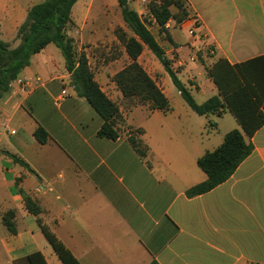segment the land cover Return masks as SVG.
I'll return each mask as SVG.
<instances>
[{"label":"crops","instance_id":"crops-1","mask_svg":"<svg viewBox=\"0 0 264 264\" xmlns=\"http://www.w3.org/2000/svg\"><path fill=\"white\" fill-rule=\"evenodd\" d=\"M187 2L205 40L190 37L181 25L170 30V21L171 49L162 46L179 79L203 104L220 96L208 68L221 59L235 66L264 56V0ZM35 5L0 0L3 42L6 35L16 38ZM93 5L94 0L85 5L88 15ZM73 22L67 31L72 38ZM101 30L82 28L80 48L99 40ZM204 43L215 48L214 55L203 50ZM53 45L32 57L0 101V264H27L36 252L47 264H62L39 219L80 264H264V126L246 138L254 150L228 181L189 198L187 190L207 180L198 160L219 148L229 132L241 130L233 114H196L145 48L138 62L172 109L126 108L113 80L130 63L124 52L102 65L110 74L104 86L95 77L112 101H120V137L100 138L102 117L71 87L65 60ZM63 91L67 96L56 105ZM40 126L49 134L46 144L34 137ZM131 136L147 149L145 157L132 147ZM25 196L41 208L38 217L26 209ZM8 213L15 233L5 225Z\"/></svg>","mask_w":264,"mask_h":264},{"label":"trees","instance_id":"trees-1","mask_svg":"<svg viewBox=\"0 0 264 264\" xmlns=\"http://www.w3.org/2000/svg\"><path fill=\"white\" fill-rule=\"evenodd\" d=\"M79 1L41 2L29 10L25 23L20 27L17 34L20 44L17 48L11 49L8 43L0 39V101L11 91L12 83L19 78L21 72L30 65L32 57L41 53L48 45L54 44L65 60L66 70L71 76V87L79 97L85 98L103 119L98 136L117 140L120 137L117 128L121 117L120 106L102 91L95 80L86 53L78 51L74 39L67 33L68 26L73 22V7ZM117 3L123 21L130 31L128 33L118 28L115 32L120 46L130 60L113 78L122 93L126 108L149 105L151 110L164 113L172 109L156 81L138 62L147 48L164 67L186 104L196 114L221 117L229 111L241 127V130L229 132L219 148L206 153L198 160V167L207 175V180L187 190L186 195L193 198L208 193L228 181L240 164L252 154L254 147L246 138L251 139L264 126V56L235 66L230 65L227 60H219L207 71L220 96L198 104L191 91L179 79L178 71L172 68V62L167 58L164 47L139 13L131 8L129 0H117ZM148 11L161 34L166 35L170 21H175L179 27L188 16L181 0H153L148 5ZM168 39L170 40L169 36ZM212 126L216 125L212 123ZM34 137L40 144H46L50 139L48 132L41 126L34 132ZM129 142L141 157L146 156L147 149L137 138L131 136ZM20 163L28 167L24 162ZM24 198L26 209L38 217L41 214L39 205L27 196ZM12 217L13 213H8L4 222L10 232L15 233L14 225L9 220ZM38 222L61 263L80 264L49 227L43 224L41 219ZM26 262L47 264L40 252L29 255Z\"/></svg>","mask_w":264,"mask_h":264},{"label":"rangeland","instance_id":"rangeland-1","mask_svg":"<svg viewBox=\"0 0 264 264\" xmlns=\"http://www.w3.org/2000/svg\"><path fill=\"white\" fill-rule=\"evenodd\" d=\"M34 4H38L44 2L46 0H32ZM89 0H80L75 7L74 15H73V25L69 29L72 32L73 39L77 45V49L79 52H85L87 58L89 60L90 67L94 73V76L98 78L101 82V85L104 86L107 81V77L110 76L109 72H104L102 69V65L107 63L111 60L116 59V57L120 58L123 56L124 49L120 46V44H115L116 42L111 40V36H116L115 32L118 28L124 29L126 32L130 33L129 29L126 27L123 18L121 9L117 3V0H94V5L92 7V13L88 15L89 6H85ZM153 0H129L131 8L137 10L139 15L145 21L151 32L155 35L157 40L163 45L166 49H171L168 42L169 34H161L159 27L157 26L156 22L152 18L150 12L148 11V5ZM173 12L176 13V10L173 9ZM27 19V18H26ZM26 21V20H25ZM25 23V22H24ZM23 23V24H24ZM170 30L176 29L179 30L178 26L174 21L169 23ZM100 28L102 29L99 34L100 39L95 40L93 43H84L82 48H80V38L81 36L85 35L79 33L82 28ZM108 27V32L104 30ZM111 29H113L111 31ZM104 31V32H103ZM111 31V33H110ZM86 36V35H85ZM182 36H185L183 34ZM16 38L11 35H6L5 42L10 45L11 49L17 48L14 43L17 41ZM118 41V40H117ZM18 43V42H17ZM119 43V42H118ZM52 47H55L54 45ZM81 49V50H80ZM84 49L86 51H84ZM152 54V53H151ZM153 55V54H152ZM150 55H144L143 61L148 64L150 61ZM155 58V56H154ZM151 58V59H154ZM156 59V58H155ZM157 61V60H156ZM127 61H122L121 65L126 64ZM151 68H154L151 66ZM112 80V78H111ZM99 84V83H98ZM200 100V97H198ZM119 105L120 101H116Z\"/></svg>","mask_w":264,"mask_h":264},{"label":"built area","instance_id":"built-area-1","mask_svg":"<svg viewBox=\"0 0 264 264\" xmlns=\"http://www.w3.org/2000/svg\"><path fill=\"white\" fill-rule=\"evenodd\" d=\"M181 1L184 3V8L188 13L187 18L181 23V27L188 33L190 37L196 38L200 40V42L202 43V41H204L205 39L204 36L201 35L199 31L201 26L200 20L196 16L190 13L187 0H181ZM202 48L203 50L208 52L209 55L215 54V48L212 45H208L204 43V46H202ZM196 60H197L196 57L192 58V61H196ZM66 96H67L66 91H63L61 98L56 101V105H59L61 100H63Z\"/></svg>","mask_w":264,"mask_h":264}]
</instances>
